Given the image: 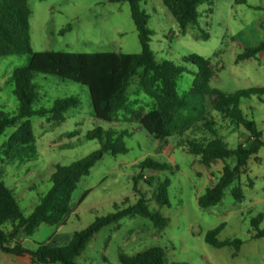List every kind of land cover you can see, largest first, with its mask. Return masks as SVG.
I'll return each instance as SVG.
<instances>
[{"label": "rangeland", "instance_id": "1", "mask_svg": "<svg viewBox=\"0 0 264 264\" xmlns=\"http://www.w3.org/2000/svg\"><path fill=\"white\" fill-rule=\"evenodd\" d=\"M30 10V45L33 52L63 51L72 53L122 52L138 54L141 44L125 0H28ZM141 9L149 16L154 31L151 50L157 63L172 62L187 70L174 78L176 92L185 97L192 87L197 67L184 62L190 55L201 56L211 62L215 76L209 86L226 94L250 88L264 87V55L258 59L237 62L246 47L264 41V0H208L197 9L198 23L190 25L184 35L179 34L176 19L163 0H144ZM173 32V34L169 33ZM29 56L10 55L0 58V109L14 113L18 99L7 80L13 70L26 66ZM86 73L72 70L38 74V98L34 108H49L57 99L77 96L80 105L66 113V120L55 125L47 117L30 119L36 137L37 153L5 168V185L13 190L21 211L28 215L39 199L51 187L50 177L56 166L72 163L97 151L98 140L88 138L97 126L103 129L127 130L128 152L113 157L106 154L83 178L74 192L71 214L67 223L56 227L42 225L32 236H20L26 248L34 243L54 239L66 244L75 232L81 231L97 217L107 216L118 208L134 205L140 195L134 191V177L138 164L145 158L166 163V171H144L151 186L140 182L137 190L143 193L152 211H159L169 219L168 226L159 231L148 219L136 216L125 218L118 229L107 226L98 232L77 258L78 264H120L119 255L128 256L160 247L169 262L186 264H264V238L253 239L256 233L251 220L264 215V146L258 156L261 162H249V172L239 182L228 187L222 201L202 209L198 198L220 177L221 162L207 167L200 163L187 146L192 137L202 139V129L174 135L157 141L138 124L136 116L154 109L163 94L159 83L132 79L124 106L109 116L102 115L96 104L94 88L87 82ZM150 84V85H149ZM187 112H204L213 118L214 130L230 148L240 143L250 147L256 140L244 127L235 128L220 114L204 107V100L188 97ZM243 115L261 132L264 142V95L241 101ZM15 131L8 128L0 138V147ZM214 177V178H213ZM170 180L169 206L154 200V188L159 180ZM240 184L244 199L235 200L232 190ZM87 195L79 203L81 197ZM224 224L220 241H243L237 257L233 248H214L206 243L209 231ZM264 229V220L259 226ZM63 246V245H62ZM0 264H24L14 255L2 252Z\"/></svg>", "mask_w": 264, "mask_h": 264}, {"label": "trees", "instance_id": "2", "mask_svg": "<svg viewBox=\"0 0 264 264\" xmlns=\"http://www.w3.org/2000/svg\"><path fill=\"white\" fill-rule=\"evenodd\" d=\"M120 2L123 0H111ZM130 5L131 17L138 32L141 52L127 54L122 52L72 53L63 51L33 52L30 45V25L28 0H0V58L10 55L29 56L26 66L16 68L9 76L7 83L13 86V92L18 99L17 110L10 114L0 109V138L8 128L15 131L2 143L0 147V248L2 252L16 257H27L31 264H78L77 258L86 246L107 226L120 227L125 218L142 217L152 222L159 231L164 230L169 219L159 211H152L143 193L137 190L140 182L151 186L152 181L144 174L166 171L168 165L150 157L141 161L137 168L139 173L134 177V191L140 197L134 205L120 209L107 216L97 217L85 229L75 232L66 245L56 246L49 243H34L26 248L20 241L21 235L32 236L42 225L58 226L66 222L74 201V192L81 180L90 174L91 169L102 158L109 154L116 157L126 154L125 138L130 135L127 130L103 129L99 126L88 133V138L98 140L100 147L97 151L72 163L69 166H56L50 177V189L40 197L34 210L25 215L15 198L13 190L4 182L5 168L17 161L33 157L37 153L36 137L32 130L30 119L34 116L47 117L55 125L66 120V113L80 105L77 96L57 99L49 108H34L38 98L36 75H47L49 72L72 70L74 73H86L87 82L94 88L96 104L99 112L104 116L120 110L127 98V91L136 76L151 83L158 82L163 92L159 96L156 107L147 113L136 116L138 124L157 141H166L174 135H183L191 130L202 129V139L195 137L187 140L190 151L200 157V163L211 167L219 162L223 164L220 177L211 187L199 196L198 205L207 209L219 204L225 190L233 183L239 182L242 175L249 172V162L253 159L259 163L258 152L264 146L262 134L243 115L240 108L243 99L264 95V87L250 88L226 94L209 86L215 76L211 62L198 55L184 58V62L197 67L192 87L185 97L176 92L174 78L182 75L187 68L176 66L172 62L157 63L151 50L154 31L149 27L150 16L141 9L144 0H125ZM208 0H163L173 17L176 19L179 34L184 35L190 25H197L200 5ZM170 34L173 32H169ZM264 55V41L255 46H249L238 56L237 62L258 59ZM150 85V84H149ZM188 97L204 100L205 108L220 114L221 118L235 127H244L257 141L256 146L248 147L239 144L230 148L213 129L215 122L204 112H187ZM170 180H159L154 188V200L162 207L169 206L168 188ZM86 192L79 203L85 198ZM235 200L242 201L244 195L240 184L232 190ZM264 215H258L251 220L256 233L253 239L264 238V229H259ZM224 224L209 231L205 241L214 248L232 247L233 257H237L243 241L240 239L220 241V234ZM120 264H186L169 262L165 251L160 247H151L145 251L128 256L119 255Z\"/></svg>", "mask_w": 264, "mask_h": 264}, {"label": "crops", "instance_id": "3", "mask_svg": "<svg viewBox=\"0 0 264 264\" xmlns=\"http://www.w3.org/2000/svg\"><path fill=\"white\" fill-rule=\"evenodd\" d=\"M240 128V127H239ZM251 138H253V137H251ZM241 144V143H240ZM256 144H257V142H256ZM256 144L255 145H251L250 147H254V146H256ZM246 144H244V146H245ZM261 162V161H260ZM259 162V163H260ZM214 178V177H213ZM218 180V179H217ZM217 182V181H216ZM215 182V183H216ZM214 183V184H215ZM71 209H70V212H69V214L67 215V219H66V222L65 223H63V224H61V225H58V226H54V227H56L57 229H60V227H62V226H64L66 223H67V221H68V219H69V217H70V214H71ZM56 238V237H55ZM55 238L53 239L52 238V240L51 241H49V242H45V243H49V244H51V245H56V246H62V245H64V244H56V242H55ZM71 240V239H70ZM70 240L68 241V242H70ZM67 242V243H68ZM66 243V244H67ZM65 244V245H66ZM17 258H19V260H21L22 262H24V264H31L30 263V260H29V258H27V257H17ZM55 264H60V263H55Z\"/></svg>", "mask_w": 264, "mask_h": 264}]
</instances>
